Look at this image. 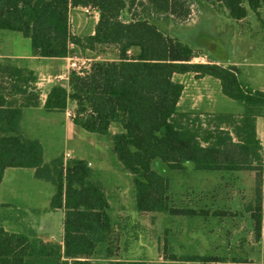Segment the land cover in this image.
Instances as JSON below:
<instances>
[{"label":"trees","instance_id":"16d2710c","mask_svg":"<svg viewBox=\"0 0 264 264\" xmlns=\"http://www.w3.org/2000/svg\"><path fill=\"white\" fill-rule=\"evenodd\" d=\"M201 1L223 6L237 22L245 20L248 12L260 19L264 7V0ZM187 2L0 0V32L20 33L29 41L33 56L67 57L71 45L82 41L71 35L69 10L88 7L99 13L97 41L106 47L104 53L111 48L115 54L114 61H92L81 76L71 72L70 86L52 87L42 107L25 63L0 60V184L7 170H31L35 180L55 189L49 211H64L61 246L37 239L25 224L26 215L15 209L19 215L12 220L11 231L0 225V264H150L118 260L116 231L108 215L110 191L106 183L94 179L89 165L62 156L45 163L42 145L26 134L27 110L42 108L45 114H64L68 105L73 106V123L78 128L111 143L109 164L131 177L130 208L140 215L227 218L219 210L172 209V174H254V209L247 212L251 213L254 240L260 242L264 234V147L255 128L257 119L264 117V94L243 86L234 66L191 64L194 53L162 32L156 24L161 19L153 12L186 22L190 17ZM140 10L146 15H140ZM133 48L138 50L136 55L130 54ZM188 74L194 80H217L223 96L240 104L244 114L221 115L210 122L212 119L180 112L184 88L173 76ZM164 260L254 264L200 255L170 254Z\"/></svg>","mask_w":264,"mask_h":264},{"label":"rangeland","instance_id":"374dc122","mask_svg":"<svg viewBox=\"0 0 264 264\" xmlns=\"http://www.w3.org/2000/svg\"><path fill=\"white\" fill-rule=\"evenodd\" d=\"M186 5L190 17L182 23L166 13L153 12L154 16L161 19L156 24L162 32L194 53L191 64L218 62L226 67L234 66L243 86L264 94V7L260 11V19L248 12L245 20L237 22L229 17L223 6H209L201 0H189ZM138 13L146 15L141 10ZM8 37H12L9 39L11 43L18 44L20 48L28 46V41L25 40L23 44L18 38L14 39L13 37H18L15 34H9ZM96 43L97 40L85 44L82 52L77 51L79 54L76 56L90 61L97 60V56L102 57L97 53ZM112 52L109 48L107 58H113L110 54ZM173 81L184 88L179 103L180 112L200 115L203 120L212 119L210 122L216 121V117L221 115L234 117L244 114L240 104L223 96L219 82L213 78L194 80L191 74L174 75ZM53 118L59 126L49 123L45 124V128L44 124L31 126L34 123L32 120L25 123L26 126H31L28 133L30 138L38 140L43 147L44 162L60 156L66 161L80 158L95 160L91 170L93 173L96 171L95 180L107 184L110 207L130 208L128 188L131 177L111 166L109 160L108 164L100 165L102 155H94L87 143L67 140L63 114H55ZM255 131L257 140L264 147V117L257 119ZM32 175L31 170L17 169L5 174L4 181L0 184V225L10 232L12 220L18 219L19 213L15 212L18 209L27 212L25 224L28 228V218L48 214L53 219L54 216L57 232L61 213L48 209L55 189L51 184L34 180ZM253 179L254 174L250 173L190 171L172 174L169 192L172 209L219 210L225 211L228 217L141 216L139 229L135 231V228L128 225L127 236L121 237L123 252L144 260H164L173 254L222 257L227 262L245 259L254 264H263L264 234L260 242L254 240L251 213L247 212V209L250 212L254 209ZM33 212L36 213L33 215ZM113 237L116 240L118 238L119 242V236L114 234ZM135 239L138 242L142 239L141 243L145 246L140 242L137 244Z\"/></svg>","mask_w":264,"mask_h":264},{"label":"crops","instance_id":"0c3cea01","mask_svg":"<svg viewBox=\"0 0 264 264\" xmlns=\"http://www.w3.org/2000/svg\"><path fill=\"white\" fill-rule=\"evenodd\" d=\"M68 19H69V25L71 27L72 37L80 38L82 41L80 44L71 45L69 55L61 59H47V58H41L39 56H33L29 41L25 39L20 33L0 32V60L9 59V60H16V61H21L25 63L27 71L33 75V79L35 81L33 85L35 89L34 91L35 92L38 91L40 94L39 99L41 102V107L43 106L46 100L47 94L52 87L56 85H60L67 89L70 86L71 71L69 69V61L73 56L79 54L77 53V51H80V53L82 52L81 50L82 46H85V44L87 43L85 41H87L88 39H94V40L99 39V37L95 33L96 25L99 21V13L95 11L93 8L91 7L72 8L69 10ZM9 34L17 35L18 37H13V38L14 39L18 38L19 41L21 40L23 42V44L25 43V40L28 41V46H25V47L22 46V48H20L18 44L11 43L9 39H11L12 37H8ZM96 44L98 46L97 48L99 51L97 53L100 54L102 57H99V56L95 57L97 59L95 61H114L115 60V54L110 53L113 58L112 59L107 58L108 56L107 53H104L105 47L102 46L98 41ZM137 53H138L137 49L133 48L130 50L131 55H136ZM66 112L74 114L73 106L68 105L67 110L63 114L65 118L64 132H65L66 139L67 140L71 139V141H75V143L76 142L77 143H87L89 147L91 148V151L93 152L94 155L96 153H99L102 155V157L100 158L101 161L99 164L100 165L105 164V163L108 164L111 143L102 136H98L95 134H90V133H86L82 131L80 128H78L73 123L74 117L72 118L66 117ZM54 115L55 114H45L42 111V108H39L37 110H27L25 113L24 124L26 123V121L32 120L34 123L31 126L36 125V124H44L43 128H45L46 123L52 124V126H59L58 122L55 120V118H53ZM31 126H27L25 128V131L27 129L26 131L27 134L30 133L29 131L31 130ZM102 148H103V151H102ZM66 155H69V154H66ZM78 160L86 162L89 165L90 169H93L92 166L95 160H86L85 158H80ZM45 163H48V162H45ZM7 171H5L4 176L7 173ZM94 175L96 177V171H94ZM4 176H3L2 182L4 181ZM33 179H34V176H33ZM16 210L18 211V209ZM33 211L35 210L33 209ZM56 211L60 212L62 216L60 220V227L58 228L57 232L55 231V220L56 219L54 216H53V219L49 218L48 214L45 216H41V217L33 216L32 218H28V221L30 222L29 229H31V231L34 232V234L36 235L37 239H39L43 243L45 244L52 243V244H58L62 246L64 211L63 210H56ZM19 212L26 215V219H27L26 211L20 210ZM35 213L36 212H33V215ZM108 215L111 219L112 226L114 227L116 231L115 235L119 236V242L116 243L119 248V252L117 254L118 260L123 261V262H145V263H150V264H182V263H171V262L162 260L161 258H159L158 260H144L140 258H134V257H131V255H129L128 252L127 253L123 252V249L121 248L120 239L121 237L127 236L129 226H131L132 228H135L136 229L135 231H137L139 229V222L141 221L139 217L147 216L150 218L151 215H145V214L140 215L139 213L135 212L131 208L127 209V208H121V207H117V209H114L113 207H111L108 211ZM26 219L25 221L27 222ZM124 231H125V234L123 233ZM117 241H118V238H117ZM135 241L138 244L139 242L141 243L142 239L139 242H138V239H135ZM141 245L145 246L143 242L141 243Z\"/></svg>","mask_w":264,"mask_h":264},{"label":"built area","instance_id":"2783aa9c","mask_svg":"<svg viewBox=\"0 0 264 264\" xmlns=\"http://www.w3.org/2000/svg\"><path fill=\"white\" fill-rule=\"evenodd\" d=\"M92 61L88 59H82V57L79 56H73L69 61V69L72 73H74L76 76H81L84 73V69L86 66L91 63ZM67 118L74 117L73 113L66 112Z\"/></svg>","mask_w":264,"mask_h":264}]
</instances>
